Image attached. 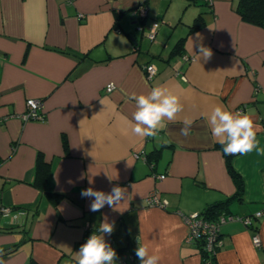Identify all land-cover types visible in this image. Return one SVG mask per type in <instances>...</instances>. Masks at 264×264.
I'll return each mask as SVG.
<instances>
[{
  "label": "crops",
  "instance_id": "0c3cea01",
  "mask_svg": "<svg viewBox=\"0 0 264 264\" xmlns=\"http://www.w3.org/2000/svg\"><path fill=\"white\" fill-rule=\"evenodd\" d=\"M141 2L147 6L144 31L131 13ZM236 4L0 0V208L9 207L0 211L5 264H75V253L105 216L114 221L112 234H105L117 253L114 264L127 253L133 259L126 264H141L135 254L140 240L162 258L159 264H202L198 243L185 240L178 211L201 212L228 197L221 213L250 215L264 205V156L230 155L242 179L237 194L206 116L218 104L248 113L260 126L257 138L264 146V27L242 20ZM202 10L204 24L189 31ZM152 20L159 25L150 41L145 31ZM197 34L213 52L207 61L195 54ZM183 54L193 59L185 61ZM146 63L155 67L151 79ZM108 82L115 83L113 91L105 90ZM157 84L179 95L184 111L158 137L135 136L130 96ZM27 98L41 100L42 119L21 118ZM184 116L194 119L187 136L181 135ZM114 186L128 190L123 212L107 205L93 212V198L81 196L89 187L109 193ZM153 189L165 207L147 204ZM219 232L217 264H264V216L250 225L226 220ZM255 232L259 246L252 242Z\"/></svg>",
  "mask_w": 264,
  "mask_h": 264
},
{
  "label": "clouds",
  "instance_id": "9594fccd",
  "mask_svg": "<svg viewBox=\"0 0 264 264\" xmlns=\"http://www.w3.org/2000/svg\"><path fill=\"white\" fill-rule=\"evenodd\" d=\"M197 40L200 41L199 51L195 54L199 59L209 60L213 55L212 50L203 45L199 34H197ZM108 89L113 91L115 83H110ZM130 99L135 101L131 132L138 137H158L165 128L166 122H176L179 114L184 111L180 96L169 87L160 84L152 87L147 93H132ZM206 116L211 134L222 146L225 155L243 156L255 152L258 156H264V146L257 138V133L261 130L260 126L248 113L231 111L224 105L218 104ZM193 123V118L184 116L181 135L187 136ZM89 183L91 184L92 181L90 180ZM81 196L93 198L90 204V210L93 212L101 210L105 205L113 211L123 212L121 205L127 202L129 194L127 188L120 186L112 187L109 193L89 187L82 190ZM113 230L114 221L109 222L105 216L97 231L90 235L75 253L73 257L75 264H114L117 253L105 240V234L111 235ZM135 254L141 264H159L162 259L158 254L150 252L149 246L141 240ZM0 264H5V262L0 259Z\"/></svg>",
  "mask_w": 264,
  "mask_h": 264
},
{
  "label": "built area",
  "instance_id": "2783aa9c",
  "mask_svg": "<svg viewBox=\"0 0 264 264\" xmlns=\"http://www.w3.org/2000/svg\"><path fill=\"white\" fill-rule=\"evenodd\" d=\"M210 3V0H206ZM131 13L134 15H137V19L139 21V24L137 28L141 31L143 30V19L147 15V6L144 3H138L131 9ZM79 16H83L82 13H79ZM159 22L157 20H152L150 23L149 27L145 31V37L153 41L157 28H158ZM155 26V27H154ZM183 59L185 61H191L193 59V56L183 54L182 55ZM144 72L145 76L147 79H151V77L155 74V67L151 63H146L144 65ZM151 69V71H149ZM181 77H183L181 75ZM112 82H108L105 85V90L110 91L108 89V85ZM26 110L23 112L20 116L23 119H42L43 113L41 111L42 103L40 99L37 98H27L26 99ZM139 153H135V156H137ZM141 157L143 160L146 161V155L144 152H141ZM139 154V155H140ZM152 176L158 179H163L165 177V173H152ZM145 200L148 205H155V206H160V207H165V200H161L160 197L158 196V191L153 189L150 190L146 197ZM1 212H7L9 211V207L3 206L0 208ZM179 215L181 216L183 222L185 223L187 227V233L185 240L189 243H194L197 244L199 242L202 243V248L209 252V253H215L216 249L219 248L221 245V238H220V232H219V226L222 222L226 220H239L245 225H250L252 222L253 218H259L261 216H264V205H262L261 208L256 210L254 213L250 215H236V214H231V213H220L218 216L215 218H209L203 215L201 212H188V213H183L178 211ZM252 242L255 246L260 245V238L259 235L255 232L252 235ZM133 259V254L127 253L123 254L120 257V263L121 264H126L127 261H131Z\"/></svg>",
  "mask_w": 264,
  "mask_h": 264
},
{
  "label": "trees",
  "instance_id": "16d2710c",
  "mask_svg": "<svg viewBox=\"0 0 264 264\" xmlns=\"http://www.w3.org/2000/svg\"><path fill=\"white\" fill-rule=\"evenodd\" d=\"M207 5H210V3L206 0H204ZM236 12L239 14L240 18L246 22L257 24L261 27H264V0H237L236 4ZM205 13L204 10L198 13V15L194 18L193 22L189 26V31H192L194 29H197L201 27L204 24V17L203 14ZM181 42L180 40L177 42V49L180 47ZM225 155V154H224ZM150 160V159H149ZM38 162H40V159L38 158ZM225 162H226V168L233 179L237 191V194H240L242 190V179L239 176V174L233 169L230 162V155H225ZM46 175V173H45ZM46 176L43 177L42 183L45 181ZM42 186V184H41ZM230 197L216 201L208 205L201 213L209 218H215L218 216L228 202ZM202 243H198V249L201 255V263L202 264H217L216 263V252L215 253H209L205 251L202 248Z\"/></svg>",
  "mask_w": 264,
  "mask_h": 264
}]
</instances>
